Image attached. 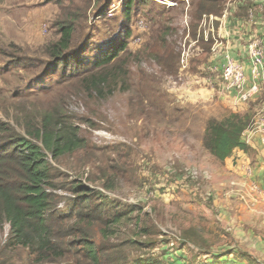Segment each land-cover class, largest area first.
<instances>
[{
    "label": "rangeland",
    "instance_id": "obj_1",
    "mask_svg": "<svg viewBox=\"0 0 264 264\" xmlns=\"http://www.w3.org/2000/svg\"><path fill=\"white\" fill-rule=\"evenodd\" d=\"M126 1L0 0V122L9 128L0 131V148L14 147L11 139L27 136L46 115L76 126L84 139L82 148L47 157V214L65 253L44 264H89L84 238L112 249L136 240L119 250L126 264L149 255L163 264H214L206 262L213 252L232 248L264 264L223 224L211 186L225 163L201 142L208 118L233 111L252 124L264 115V56L258 74L251 63L253 51L264 55V0H221L218 17L230 13L240 21H224L219 29L221 20L215 25L213 16L198 14L197 0H132L125 13ZM61 23L72 26L65 61L48 51ZM121 40L126 47L117 58L94 68ZM226 55L249 64L248 72L243 65L246 87L255 83L258 91L247 101L223 86ZM105 73L103 94L90 91L89 77ZM259 147L246 155L253 169ZM190 168L206 170L209 178L191 181L184 177ZM74 184L90 188L92 205L109 203L110 215L122 213L114 235L103 239L96 223L78 231L77 211L92 205L79 204ZM8 235L4 220L0 246ZM33 258L20 247L0 250V264H34Z\"/></svg>",
    "mask_w": 264,
    "mask_h": 264
},
{
    "label": "trees",
    "instance_id": "obj_2",
    "mask_svg": "<svg viewBox=\"0 0 264 264\" xmlns=\"http://www.w3.org/2000/svg\"><path fill=\"white\" fill-rule=\"evenodd\" d=\"M221 0H197L195 2L198 14H215L221 12ZM132 0L125 2V13L130 12ZM128 15V14H127ZM129 32V31H128ZM126 33L128 35L129 33ZM72 26L61 23L59 38L49 46V54L57 61H65L67 50L71 44ZM126 42L121 40L115 47L104 50L93 63L94 68L104 69L110 65L124 50ZM108 76L97 74L89 77L90 91L103 94V85ZM114 86L110 85L108 91L112 92ZM250 124V117L239 112H229L221 118H208L201 139L202 146L219 161L229 157L235 149L244 152L251 150L244 139V131ZM6 124L0 122V131H7ZM35 140L36 142H34ZM39 142V143H38ZM14 147L0 148V223L6 220L9 224V235L0 246V250H14L16 247L28 250L33 255L34 264H44L64 255L62 235L55 234L50 225L53 214H47L50 194L49 185L51 167L47 159L56 160L59 157L84 147V139L78 134V128L73 125L63 124L51 115H46L38 128L27 132V136L16 135L11 139ZM89 187L74 184L72 192L80 194L79 204L87 203L91 206ZM101 208H107L104 212ZM109 203H97L91 206L89 212L85 208L76 213L78 231L88 224L96 223L103 239H108L116 233L115 225L121 219V212L109 214ZM87 221V222H86ZM98 221V222H97ZM80 223H82L81 226ZM81 229H79V227ZM69 234H72L69 232ZM186 234L180 231L181 241L186 242ZM76 241V240H75ZM82 249L89 264H126L125 259L118 257L126 247L135 244L136 240L128 239L117 246L107 248L95 244L92 240L84 238ZM183 242V243H184ZM118 249V250H116ZM120 250V252H119ZM116 253V255L114 254ZM247 259L248 264H257L251 260L250 255L240 249L232 248L228 252L212 253L206 262L214 264H228L231 259ZM184 258V256L182 257ZM182 261V260H181ZM132 264H163L158 258L147 256L138 258Z\"/></svg>",
    "mask_w": 264,
    "mask_h": 264
},
{
    "label": "crops",
    "instance_id": "obj_3",
    "mask_svg": "<svg viewBox=\"0 0 264 264\" xmlns=\"http://www.w3.org/2000/svg\"><path fill=\"white\" fill-rule=\"evenodd\" d=\"M223 10L221 12H224ZM225 14L223 13V17H218L220 15L212 13L208 15L213 16L215 25H217L218 20H221L217 28L219 29L224 21L230 23L233 19L236 20L235 17L228 16L230 13ZM239 18L237 17L236 21H240L238 20ZM243 65L248 72L247 67L249 64L243 63ZM243 135L252 149L261 146L260 134H254L246 130ZM258 153V166H254L253 169L248 163V156H246L249 153L235 149L229 157L223 160L226 168L220 173L219 177L222 180H219L220 178L216 179L211 187L215 200L221 207L219 208V215L223 224L231 228L235 235L243 237L246 246L252 253L264 259V239L262 237V231L264 230V200L262 195L255 192L250 194L245 204L239 199L232 186V183H236V188L238 189L245 182L248 185L251 181L264 186V149L259 147ZM249 166L252 168V176L247 178L244 172L245 168ZM228 264H248V261L242 258H233Z\"/></svg>",
    "mask_w": 264,
    "mask_h": 264
},
{
    "label": "built area",
    "instance_id": "obj_4",
    "mask_svg": "<svg viewBox=\"0 0 264 264\" xmlns=\"http://www.w3.org/2000/svg\"><path fill=\"white\" fill-rule=\"evenodd\" d=\"M263 56H264L263 53L260 51H253L251 53V63L253 69L252 72L254 75L258 74V67L262 65ZM221 79L224 88L228 91H234L236 93V96L241 101L249 100L252 97V95H254L258 91V87L255 83L251 84L248 88L246 87L247 79H246L244 67L241 64V62H239V60L235 59L231 55L225 56L221 69ZM249 126L246 130L251 132H259L260 142L264 149V115L257 118V120H255ZM244 173L247 176V178L251 177L252 168L250 166L246 167ZM184 177L191 179V181L192 180L197 181L198 179L209 178V174L206 170L190 168L186 171ZM236 185H237L236 183H232L233 190L236 191L237 196L243 203L246 204L250 194L254 192L260 193L264 200V186H260L257 182L251 181L248 185L245 182L244 185L239 186L238 189L236 188Z\"/></svg>",
    "mask_w": 264,
    "mask_h": 264
}]
</instances>
